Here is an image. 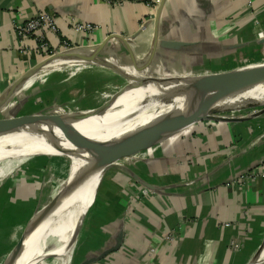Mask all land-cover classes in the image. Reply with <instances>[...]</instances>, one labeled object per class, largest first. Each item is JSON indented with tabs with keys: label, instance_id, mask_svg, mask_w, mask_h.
<instances>
[{
	"label": "crops",
	"instance_id": "1",
	"mask_svg": "<svg viewBox=\"0 0 264 264\" xmlns=\"http://www.w3.org/2000/svg\"><path fill=\"white\" fill-rule=\"evenodd\" d=\"M146 1L0 0V99L45 59L34 38L20 39L17 33L40 12L50 13L58 24L59 37L47 35L53 49L67 41L93 53L110 35L124 37V42L110 40L99 57L134 73L204 76L264 63V58L255 60L264 40V0H253V7H246V0H167L159 24L158 9ZM72 22L98 30L79 34ZM128 86L127 77L99 64L43 69L12 96L0 117L38 113L43 99L42 108L54 101L59 107L50 108L57 113L96 109ZM179 135L112 166L69 253L38 264L49 258L81 264L120 242L119 251L92 264H249L264 244V179L246 185L234 181L264 162V115L237 123L207 121ZM54 160L48 158L45 167L59 166ZM38 168L0 185L3 260L50 203L51 181L44 167ZM18 169L21 163L9 174Z\"/></svg>",
	"mask_w": 264,
	"mask_h": 264
},
{
	"label": "bare ground",
	"instance_id": "2",
	"mask_svg": "<svg viewBox=\"0 0 264 264\" xmlns=\"http://www.w3.org/2000/svg\"><path fill=\"white\" fill-rule=\"evenodd\" d=\"M74 63L80 62L69 57L58 58L48 67L59 68L62 65H74ZM263 67L264 64L240 67L227 79L220 77L212 82H188L171 87L165 82L172 78L163 76L152 78L153 76L146 72L134 73L127 67L123 71L130 74L128 76L138 77L139 82H133L131 90L106 107L114 114L104 120L107 123L104 124L105 126L93 120L87 121L74 126L72 130H58L25 140L19 148H16L18 150L14 149V143L21 140L20 133L0 130V174L8 173L31 157H54L61 161L59 168H68V164L63 159H72L69 165L71 172L69 189L59 195V198H54L52 207L45 209L31 221L22 243L5 264H38L51 256H66L75 242L77 228L95 200L93 197L97 186L104 176V170L94 171V167L109 156L130 153L163 140L158 139L159 137L129 134V129L134 126L132 123H127V126L123 128L111 127L108 122L111 116L142 120L137 123L139 127L165 115L199 108L211 101L233 80ZM140 80L144 81L141 83ZM258 100H264V86L247 93L235 105L245 106L248 103H256ZM257 104H264V102ZM8 147H11V150L5 151ZM18 151L21 152L20 155ZM4 161L8 163L1 165ZM263 262L264 250L252 264H263Z\"/></svg>",
	"mask_w": 264,
	"mask_h": 264
},
{
	"label": "water",
	"instance_id": "3",
	"mask_svg": "<svg viewBox=\"0 0 264 264\" xmlns=\"http://www.w3.org/2000/svg\"><path fill=\"white\" fill-rule=\"evenodd\" d=\"M167 0H162L157 15L155 18L156 24L160 23L162 11L164 8V5ZM157 33V32H156ZM157 36V34H156ZM121 40L126 41V39L120 35H110L109 39H107L103 44H101L96 50L93 51V54L91 56L86 55L87 53H91L86 51L85 48L78 49L76 51L71 52H64V53H57L54 56L44 59L41 63L36 65L34 68H32L29 72H27L21 79L15 83L14 87L7 93L3 98L0 99V110L5 107V105L10 101L12 96L22 87L23 84L27 80H29L32 76L37 74L39 71L45 69L49 70L47 68L52 62L58 60V58L61 57H69L70 59H75L79 61L81 64H99L104 67H110L113 68L119 75L127 77L129 81V86L125 88L123 91H121L114 99L109 101L106 105L91 109V110H82V111H71V112H64V113H57L54 111H51L47 114L37 113L34 115L29 116H18L17 114H14V116L10 117H0V130H8V131H17V133H20L21 140H18L14 143V149L19 148L22 145V142L25 140H30L34 137H39L41 135L47 134L49 132L54 131H68L74 129L76 125H80L87 121H96L100 125L105 126L104 124H107L104 120L107 119V117L111 114H114L112 112H109L110 110L106 107L113 102L114 100L118 99L120 96L124 95L128 90H131L133 85L132 83L138 81L139 78L137 77H131L128 76L130 74L126 73L125 68L121 65H116L110 62L109 58L100 59L99 53L103 50V48L107 45V43L110 40ZM129 51H131L129 49ZM131 58L133 62L137 65L136 59L134 55H131ZM138 66V65H137ZM51 70L53 68H50ZM142 69H139V72H141ZM235 72H227V73H217L212 74L211 76H188V77H174L167 82H165L167 85L175 86L180 85L188 82H212L215 81V79L222 77L223 79L229 78L231 75H233ZM152 76V75H150ZM216 77V78H215ZM152 78H158V76H153ZM144 80H140L142 83ZM264 86V67L252 72L250 74L244 75L240 78H237L230 82L225 88H223L221 91H219L211 101L206 103L205 105L191 109L186 111H180L176 112L171 115H165L157 119H153L149 121L148 123H145L142 126H137V123H139L142 120H135L132 117H124L121 116H111L109 119V125L114 128H123L126 127L127 123H132L134 126L132 129H129V134H133L136 136H144V137H164V139L158 143L157 145H154L153 147H145L138 149L136 151L130 152V153H123V154H115L112 156L107 157L106 159L102 160L97 166L94 167V171H100L104 170V176L106 172L114 166L116 163L123 161L125 159L133 158L134 156L147 151L151 150L153 148L158 147L159 145L165 143L172 137L179 135L195 126H197L200 123H204L207 121L211 122H230V123H237V122H246L251 121L253 119L258 118L261 115H264V104H249L245 106H236V102L246 95L247 93L258 89L260 87ZM208 88V87H206ZM259 109L255 112H250L251 110ZM234 113H243L244 112H250L249 114L244 115H238V116H230V112ZM11 147H8L5 151H10ZM18 150V149H16ZM14 150V151H16ZM48 157V156H46ZM50 158V157H49ZM261 163H258L254 167L250 168L248 171L254 169L256 166H258ZM246 171V172H248ZM101 179L100 185L104 179ZM69 181L70 178H68L67 183L65 187L60 191L58 196L55 197V199L59 195H62L64 191L69 189ZM100 188V186H99ZM55 199H53L49 204L43 207L39 212L35 214V216L30 220L28 223L26 230L24 232V235L31 223V221L41 212H43L45 209L52 207L54 205ZM96 200V199H95ZM94 200V202H95ZM94 204V203H93ZM93 206V205H92ZM91 206V207H92ZM89 211V210H88ZM88 211L85 213L83 220L85 219V216L87 215ZM82 220V222H83ZM82 224V223H81ZM79 228V227H78ZM79 232V229H78ZM24 235L22 239L20 240L19 244L16 246L15 249L12 250V252L7 256V259L14 254V251L19 247V245L22 243L24 239ZM121 242L117 247H113L111 249H106L104 253L101 255V257L98 258H91L81 264H92L93 262L99 261L104 257V259L117 251L120 250ZM264 250V244L262 245L261 249L258 251L257 255L253 258V260L249 263L252 264V262L258 257L261 252ZM6 259V261H7ZM5 261V263H6ZM4 263V264H5ZM264 264V262H263Z\"/></svg>",
	"mask_w": 264,
	"mask_h": 264
},
{
	"label": "built area",
	"instance_id": "4",
	"mask_svg": "<svg viewBox=\"0 0 264 264\" xmlns=\"http://www.w3.org/2000/svg\"><path fill=\"white\" fill-rule=\"evenodd\" d=\"M106 3H113V0H104ZM150 7L155 9L159 8L161 0H147ZM75 22V21H74ZM73 23V30L79 34H89L92 35L97 32L98 27L92 24L86 23ZM59 27L56 22V19L53 15L47 12H40L34 18L29 19L25 24L19 25L17 27V33L20 39L34 38L36 42V49L38 52L44 55L45 59L54 56L57 53L71 52L83 48L82 46H74L67 41H63L59 49H53L50 45L47 35H55L59 37ZM25 55H28L27 51L24 52ZM257 179H264V162H261L254 169L245 172L241 177H239L234 182L239 185H246L251 181ZM170 242L175 240L174 237H168ZM151 253H155L154 250Z\"/></svg>",
	"mask_w": 264,
	"mask_h": 264
},
{
	"label": "rangeland",
	"instance_id": "5",
	"mask_svg": "<svg viewBox=\"0 0 264 264\" xmlns=\"http://www.w3.org/2000/svg\"><path fill=\"white\" fill-rule=\"evenodd\" d=\"M253 5H254V2H253V0H246V7H253ZM262 18H264V16L262 15ZM260 22V21H259ZM262 46H260L261 48H260V56L259 57H257V59H255V60H259V61H261V59L262 58H264V40L260 43ZM67 56H65V57H61V59L62 58H66ZM261 58V59H260ZM245 59V58H244ZM244 59H241L242 60V62H243V60ZM254 60V61H255ZM74 64H78V63H74ZM262 64H264V63H262ZM49 68V67H48ZM51 68V67H50ZM49 68V69H50ZM53 69L55 68V67H52ZM71 77H73V76H71ZM64 101H66V100H64ZM259 101V102H258ZM256 103L254 102V103H248V104H246V105H249V104H257V103H263L264 102V100H258ZM51 102V104L50 105H52L53 107H56V106H58L57 104H54V101H50ZM45 103H47L46 102V100H44L43 99V101L42 102H40V103H38V106H39V108L41 107V111L40 112H38V113H42V114H47V113H49V112H51L52 110H54V109H51V108H53L52 106H49V105H46L45 107H44V109L42 108L44 105L43 104H45ZM25 104V103H24ZM23 104V106H25ZM51 107V108H50ZM59 107V106H58ZM31 110L30 109H28L27 111H26V113H29ZM237 113V112H236ZM236 113H234V111L233 112H230L229 114H230V116H232V115H234V114H236ZM244 113H246V112H244ZM35 114H37V113H35ZM33 115H34V113H33ZM238 115V114H237ZM164 139V138H163ZM21 154V152L20 151H18V155H20ZM43 157H45V158H43ZM39 158V159H38ZM49 158V157H48ZM48 158L46 157V156H38V157H31V158H28V159H26V161H24V162H21V169H18V170H16L15 172H13L12 174H9V172L8 173H6V174H0V185L4 182H7V180H16L17 178H15V176L17 177L18 176V172H20L22 175H24V176H26V174L27 173H30L31 172V169L33 168V166L34 167H36L35 165L37 164V163H35V162H39V168H41V165H43V164H46V165H48L49 164V161H48ZM38 159V160H37ZM63 160H65L64 162L66 163V164H68V168H66V167H63V168H58L60 165H61V161H58L57 159H55L54 161H55V163L56 164H58L59 166H57L56 168L54 167V166H50L49 168H46V167H44V172H47L46 173V178H47V180H50L51 181V183L49 184V190H50V194H48V195H50L49 196V199L51 198V200L49 201V202H51L55 197H56V195H58L59 193H60V191L64 188V185H66V181L68 180V177L70 176V169H69V165H70V160H72V159H70V158H65V159H63ZM8 163V161H4V162H2L1 163V165L2 164H7ZM66 166V165H65ZM17 166H15L14 167V169L16 168ZM11 170H13V169H11ZM105 172V171H104ZM16 173V174H15ZM19 173V174H20ZM31 173H36L35 171H32ZM7 174H9V175H7ZM4 175V176H3ZM3 176V177H2ZM55 185H54V184ZM99 185L100 184H98V186H97V189H96V193H95V196L93 197V199H95V197H96V195H97V192H98V189H99ZM5 191H6V189L4 188L2 191H1V195H3L4 193H5ZM93 202H94V200H93ZM45 204H47V202L45 203ZM93 204V203H92ZM43 205H44V203H43ZM19 217H20V220H23V219H25L26 217H24V215L23 216H21V215H19ZM75 240H76V238H75ZM4 245V244H3ZM7 259V258H6ZM6 259L4 258V260L2 259V258H0V264H4L5 263V261H6ZM59 259L60 258H55V259H53V258H49L47 261H48V263L47 264H54V262H56L57 264H59L60 263V261H59Z\"/></svg>",
	"mask_w": 264,
	"mask_h": 264
},
{
	"label": "trees",
	"instance_id": "6",
	"mask_svg": "<svg viewBox=\"0 0 264 264\" xmlns=\"http://www.w3.org/2000/svg\"><path fill=\"white\" fill-rule=\"evenodd\" d=\"M181 135L177 136L175 139H180ZM39 165H37L36 167H34V169L36 170V168H38ZM46 164L41 165V167H45ZM39 169V168H38ZM13 225V224H12Z\"/></svg>",
	"mask_w": 264,
	"mask_h": 264
}]
</instances>
